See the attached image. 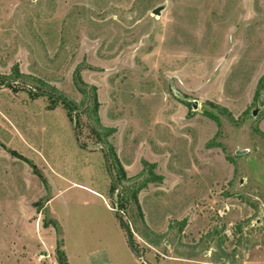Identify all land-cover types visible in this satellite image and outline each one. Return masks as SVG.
I'll use <instances>...</instances> for the list:
<instances>
[{
  "label": "rangeland",
  "instance_id": "374dc122",
  "mask_svg": "<svg viewBox=\"0 0 264 264\" xmlns=\"http://www.w3.org/2000/svg\"><path fill=\"white\" fill-rule=\"evenodd\" d=\"M59 238L69 264L264 259V0H0V264Z\"/></svg>",
  "mask_w": 264,
  "mask_h": 264
},
{
  "label": "trees",
  "instance_id": "16d2710c",
  "mask_svg": "<svg viewBox=\"0 0 264 264\" xmlns=\"http://www.w3.org/2000/svg\"><path fill=\"white\" fill-rule=\"evenodd\" d=\"M13 72L16 74V76L18 75V71H17V67H13ZM67 106V105H66ZM68 108V111L69 112H72V108L70 106H67ZM133 199H134V202H136V195L134 193L133 195ZM117 219H119L117 217V215H115ZM53 226V229H55V231L57 230V227L55 224L52 225ZM54 253H55V257H56V264H69L68 263V260H67V257L65 255V252L63 250V241L61 238L57 239L56 240V245H55V250H54Z\"/></svg>",
  "mask_w": 264,
  "mask_h": 264
},
{
  "label": "water",
  "instance_id": "95a60500",
  "mask_svg": "<svg viewBox=\"0 0 264 264\" xmlns=\"http://www.w3.org/2000/svg\"><path fill=\"white\" fill-rule=\"evenodd\" d=\"M153 15H158L159 14V10H153L152 12ZM192 107H195L194 106V103L192 104ZM108 172L110 174V171L108 169ZM121 226L123 227L124 229V232H125V235H126V240H127V244H128V247H129V250L131 251V253L138 259L140 260V255L136 252V250L134 249V246H133V243H132V236H131V232H130V229L129 227L122 221V220H119Z\"/></svg>",
  "mask_w": 264,
  "mask_h": 264
},
{
  "label": "crops",
  "instance_id": "0c3cea01",
  "mask_svg": "<svg viewBox=\"0 0 264 264\" xmlns=\"http://www.w3.org/2000/svg\"><path fill=\"white\" fill-rule=\"evenodd\" d=\"M242 264H264V259H260V260H249V261H245Z\"/></svg>",
  "mask_w": 264,
  "mask_h": 264
}]
</instances>
